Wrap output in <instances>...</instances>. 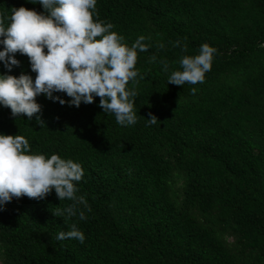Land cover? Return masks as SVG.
Returning a JSON list of instances; mask_svg holds the SVG:
<instances>
[{
  "label": "trees",
  "instance_id": "trees-1",
  "mask_svg": "<svg viewBox=\"0 0 264 264\" xmlns=\"http://www.w3.org/2000/svg\"><path fill=\"white\" fill-rule=\"evenodd\" d=\"M21 6L47 14L0 0L5 27ZM95 11L127 46L145 37L127 86L138 93L137 122L119 125L99 97L77 108L38 96L43 126L0 105V134L82 166L77 195L91 208L65 223L53 212L72 202L55 190L0 205V264H264V0H97ZM205 43L217 52L204 83L168 84ZM15 58L10 72L0 61V75L34 81L28 57ZM73 223L84 242L57 241Z\"/></svg>",
  "mask_w": 264,
  "mask_h": 264
},
{
  "label": "clouds",
  "instance_id": "clouds-1",
  "mask_svg": "<svg viewBox=\"0 0 264 264\" xmlns=\"http://www.w3.org/2000/svg\"><path fill=\"white\" fill-rule=\"evenodd\" d=\"M30 2L41 4L47 14L23 6L13 8L7 27L0 15V44L4 46L0 61L10 72L20 65L16 53L27 56L32 72L36 73L35 80L23 73L19 77L0 75V105L10 108L13 117L31 119L36 116L37 123L43 126L44 122L37 115L41 112L38 96L44 95L61 105L67 103L77 108L81 103L92 104L99 97V107L104 113L114 114L121 126L134 125L137 122L134 98L138 93L127 86L138 76V50L148 51L145 37L140 36L131 47L123 43L124 38L111 31L114 27L111 23L94 18L98 15L95 11L97 0ZM174 46L180 47V41ZM182 51H187L186 45ZM216 52L217 49L205 43L197 55L183 56L179 61L181 70L171 73L168 84L204 83ZM150 59L154 62L156 56ZM161 63L163 70L168 72L167 62ZM195 92L193 88L192 94ZM54 93H65L71 99L65 101ZM149 117V124L159 120L151 113ZM83 176L82 166L72 160L62 159L57 154L50 158L30 154L29 141L23 135L0 134V205L22 197L40 201L55 190L58 199L72 203L63 209L57 207L53 215L62 217L65 223L77 215L84 220L85 211L79 206L83 205L87 211L91 208L84 196L77 195V182ZM55 239H75L83 243L85 236L73 223L70 230L60 231Z\"/></svg>",
  "mask_w": 264,
  "mask_h": 264
}]
</instances>
